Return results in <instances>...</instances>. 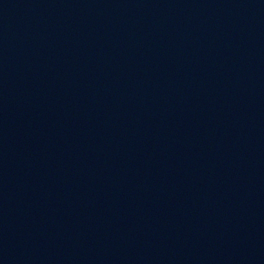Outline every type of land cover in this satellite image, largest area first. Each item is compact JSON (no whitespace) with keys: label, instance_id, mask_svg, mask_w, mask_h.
<instances>
[{"label":"water","instance_id":"95a60500","mask_svg":"<svg viewBox=\"0 0 264 264\" xmlns=\"http://www.w3.org/2000/svg\"><path fill=\"white\" fill-rule=\"evenodd\" d=\"M0 264H264V0H0Z\"/></svg>","mask_w":264,"mask_h":264}]
</instances>
